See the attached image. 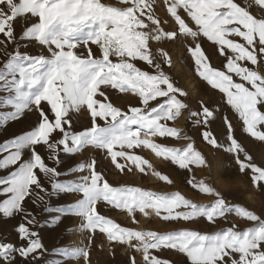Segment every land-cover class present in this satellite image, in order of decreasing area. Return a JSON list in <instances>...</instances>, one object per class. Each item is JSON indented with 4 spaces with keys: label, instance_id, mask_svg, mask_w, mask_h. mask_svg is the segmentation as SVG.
<instances>
[{
    "label": "rangeland",
    "instance_id": "1",
    "mask_svg": "<svg viewBox=\"0 0 264 264\" xmlns=\"http://www.w3.org/2000/svg\"><path fill=\"white\" fill-rule=\"evenodd\" d=\"M55 2L58 3L59 0ZM223 2L228 3L229 0H223ZM101 3L107 11H111L112 8L131 7V0H101ZM146 3L152 6L148 9V14L153 19L148 20L140 16V19L147 24V28L142 27L138 31L141 34H147L145 38L150 51L145 54L159 67L153 72L141 61L131 62L142 70L141 75L143 72L154 75L163 71L169 77L170 86L161 84L160 88L166 91L168 96H161L159 100H152L144 105L143 115H135L137 122L124 125L126 135L122 138L111 141L109 139L111 132H108L101 137L103 144L93 145H89L88 137L82 135L89 129L90 119L86 105L81 104L78 108L69 111L66 117L71 120L70 126L64 125L66 135L61 137L59 131L55 133L58 139L63 138L69 142L78 136L81 137L80 147L71 148L75 155H69L68 150L59 148L58 145V157L54 153L53 160L50 161L44 147L38 146V151L46 163L61 173L58 179L68 188L75 186L71 183L72 181L79 184L78 177L85 174L81 173L76 166L82 163L89 164L94 157L98 161V170L103 172L111 185L102 189L101 196L109 193L111 194L109 199L112 201L107 205L103 202L100 204V211L109 218L96 222L106 234L102 245L88 243L91 239L89 232L80 231V227L84 224L83 217L63 215L60 211L63 209L67 212L68 206L79 199L77 192L61 193L49 189V195L46 197L49 203L36 208L31 206L30 200L26 201L28 207H32V210L38 214L42 226L36 230L40 233L44 248L47 250L38 264L57 260H62L63 264H82L81 260L64 259L58 253L53 254L54 250L61 247L82 245L85 248H92L91 264H125L126 258L133 256L134 264H156L151 259V249L148 245L159 241L150 235L151 233H164L187 227L198 230L202 234H210L220 229H230L235 234L244 233L247 229L253 228L256 229L253 235H256L260 231V226L264 225V189H260L254 182L264 181V142H261L264 141V135L257 133L255 136L247 137L241 131V125L235 113L224 104L222 94L208 86L202 79L208 77L213 84L225 91L233 89L234 91L229 92L230 98L234 102L245 101L242 107L250 119L260 115L256 108L257 101L264 105V0H236L233 4L232 18L242 19L246 25V28H239L238 25L230 26L234 30L239 28V34L234 31L232 37L225 39L219 33L213 34L209 31L213 39L221 41L231 49V56L226 65L222 56L213 54V46L207 41L200 28L186 24L184 19L175 16V8L165 10L168 4L174 3V0H146ZM0 5H2L0 28L4 26V21L11 20V15L8 13L13 15L17 12L23 13L32 7L30 0H20L19 4L14 3L13 0H0ZM33 20L35 18H30L29 21L17 18L15 34H11L9 24V32L4 33L5 39H0V68L3 63L12 60L15 56H19V59L14 61L13 70L34 67L33 61L39 63L38 58H49L48 50L34 38L36 35L34 30L28 29L33 36L32 39H26L22 35ZM154 20H159L160 25L155 24ZM40 23L37 21V27ZM176 25H179L178 29ZM96 28L97 25H93L92 28L85 25L80 32L74 33L69 39L74 42L82 41L86 39L88 32H95ZM161 29L169 35H163ZM59 30L57 21L50 31ZM174 30L176 38L171 39V33ZM201 46L210 57L211 67L200 50ZM90 47L94 56H101L96 45L92 44ZM75 54L83 58L89 56L83 43L75 49ZM168 57L171 58V67H168ZM193 57L199 61L198 68H194ZM110 59L115 65L116 57L112 55ZM127 59V56L120 58L121 61ZM48 68L47 64L40 65L37 74L43 76ZM2 70L7 71V69ZM91 71L94 72L95 69ZM88 79L89 74L82 73L77 82L85 86ZM4 83L10 87L7 80ZM114 83L116 82L103 83L100 88L107 92L117 109L127 112L128 107L133 106L134 112L139 113L140 109L137 106H139L140 93L133 95L127 85H122L125 90L121 92V85L117 84L114 87ZM43 84L44 81L41 80L35 87L25 88L23 91H30L35 96L41 91ZM183 93H187V97ZM4 94L0 92V96ZM8 96L17 106L22 103L14 99L13 93H8ZM173 97L175 100L172 99ZM52 99L55 103V99ZM176 101L188 105L187 108L180 109L179 114ZM201 101L215 112V118L207 126L206 131L216 135L221 147L225 145L224 115H227L236 127V136L239 141L231 144L229 148L231 154L220 148H213L210 135L207 137V142L202 139L200 128L204 125L201 123L200 126H196L197 120L201 118L190 116V112L196 110ZM161 103H164V107H160ZM216 106L219 107V111H216ZM153 109L158 110L153 111ZM96 110L108 112L111 108L105 101ZM11 111L12 109L8 108L0 109V112L4 113ZM123 119L124 117L120 116L115 122L110 121L109 125L115 128L116 124ZM37 120L34 110L24 111L22 119L9 122L0 128V145L6 140L31 130L35 127ZM55 123H60L59 118ZM106 145H111L108 151L104 150ZM168 148L173 151H168ZM176 149L179 151H175ZM196 153L207 160V165L200 163ZM27 156L28 153L25 152L24 157L27 158ZM235 157L242 161L241 167L250 170L247 175L237 170ZM174 160L178 161L182 167H178ZM14 167L0 170V177L7 176ZM36 171L38 173V170ZM47 175L52 182L56 181V176L51 173ZM87 175L91 177L92 173L87 172ZM248 175H252L254 181H250ZM45 187L49 185L46 183ZM117 188L120 189L119 193L116 192ZM151 193H156L157 196L153 197ZM160 196L167 197V201L162 203ZM3 199L5 197L0 196V201ZM218 201L224 202L225 212L223 219L217 220L215 224H209L202 218L196 223L187 225L184 222L166 223L159 218L161 215L173 213L190 215L193 212L192 205H215ZM117 205L120 211L116 210ZM58 215H63L61 221L55 227L49 226L48 221ZM19 222V215L4 218L0 214V241L17 244L15 228ZM69 228H73V231L66 233V229ZM109 237L116 241L115 246L110 243ZM227 242L231 244L233 240L230 239ZM244 246L241 242V247ZM224 251L231 254L230 249H222L216 252V256L223 255ZM146 254L149 256L148 261L143 259ZM162 254L169 259L183 260L187 264L186 258L179 254L169 251ZM209 259L213 257L209 255ZM215 264H223V262L215 260Z\"/></svg>",
    "mask_w": 264,
    "mask_h": 264
},
{
    "label": "snow or ice",
    "instance_id": "2",
    "mask_svg": "<svg viewBox=\"0 0 264 264\" xmlns=\"http://www.w3.org/2000/svg\"><path fill=\"white\" fill-rule=\"evenodd\" d=\"M19 4L20 0H13ZM32 7L27 12H17L11 15L10 21H4V26L0 28V39H5V32H9V24L11 25V34L16 32L17 18L29 21L30 18H35L30 22L22 33L26 39H32L33 36L28 29L36 32L35 39L48 50L49 58H38L39 63L33 61L34 67L15 68L14 61L19 59L15 56L12 60L2 64L0 68V92H4L0 96V109H12L11 112H0V128H3L9 122L23 118L24 111L34 110L38 120L35 127L24 132L10 140H6L0 145V170L8 169L15 166L7 176L0 177V196L5 199L0 201V214L4 218H12L15 215L20 216V222L17 224L15 231L17 233L18 243L0 241V264H38V261L43 258L47 251L44 248L40 233L36 230L41 227V221L38 219V214L28 207L26 201L30 200L31 206L40 207L47 205L49 201L46 197L49 195V189L53 192H77L79 199L68 206V211L63 209L60 211L63 215H76L84 218V224L80 227V231H88L91 239L90 245H102L105 239L104 230L96 223L109 219L100 211V204H110L109 199L111 194L104 193L101 196L102 189L111 187L103 172L97 168L98 161L93 157L91 163L81 164L76 166L84 175L78 177L79 184L75 181L71 183L75 185L73 188H68L66 184L59 181V175L56 168L49 167L45 159L38 151V146H43L49 154L48 159L53 160V154L58 157L59 148L68 150L69 155L76 153L71 150L72 147L79 148L81 137L74 138L71 142L66 139H58L55 133L59 131L61 137L65 136L64 125H71V120L67 119L69 111L78 108L81 104L86 105L88 109L90 127L82 134L88 137L87 143L93 145L96 143L103 144L101 137L108 132H111L110 140L115 141L122 138L124 125L126 123H136L135 115H143L144 105L149 104L152 100H159L161 96H168L166 91L160 88L161 84L170 86L169 77L160 71L159 74L150 75L148 72H143L131 61L137 60L147 64L153 72L159 67L155 65L152 59L145 53L150 51L148 47L146 33H139L140 28H147L144 20L140 19L143 16L145 19L152 20L148 14V9L152 6L142 3V0H131L130 8H112L107 11L101 0H30ZM236 0H229L228 3L223 0H174L166 6V11L169 8H175V16L185 20L186 24L195 25L200 28L208 42L213 46V54H218L224 58L225 65L231 56V49L224 45L221 41H217L209 35V31L213 34L219 33L225 39L233 36L234 31L239 34V28H246L242 19H233V4ZM2 7V5H0ZM154 10V9H153ZM139 12V16H137ZM37 21H40V26L37 27ZM59 22V31H50L53 24ZM160 25L159 20L153 21ZM167 23V21H164ZM87 25L92 28L97 25L95 32H88L86 39L74 42L69 39L74 33L80 32ZM231 25H238L239 28L232 29ZM179 25H176V29ZM163 35L168 36L169 33L161 29ZM194 34V33H193ZM171 39L176 38V31L171 33ZM241 39L243 37L241 36ZM7 42V41H6ZM83 43L87 49L89 56L87 58L78 57L75 54V49ZM96 45L101 53L100 57L92 54L90 45ZM67 49V51H65ZM201 52L205 59L209 61L210 57L201 46ZM162 51V50H161ZM26 55V54H25ZM116 57V63L113 65L110 57ZM122 56H127L128 59L121 61ZM167 56V53H165ZM31 59V57H29ZM168 67H171L170 60ZM194 68L199 67V61L193 57ZM49 65L48 71L43 73V76L38 75L40 65ZM2 69H7L4 71ZM95 69V71H91ZM88 73L89 79L85 86H81L77 80L80 74ZM103 78V79H101ZM208 86L214 88L222 94L224 104L231 109L241 125V131L247 137L255 136L257 133L264 135V105L257 101L256 110L260 115L255 119H250L245 113L242 105L245 101L240 100L234 102L229 92L233 89H225L213 84L208 77L202 78ZM7 80L8 85H5ZM41 80L44 84L41 91L35 96L30 91L23 89H31L35 87ZM231 80V77H229ZM113 86L121 85L120 91L125 89L122 85H127L132 90L133 95L140 93L137 106L139 113L134 112L133 106H129L127 112L122 109H117L110 100L107 92L100 88L103 83H112ZM8 93L14 94V99L21 101L19 106L9 98ZM61 93H63L61 95ZM187 97V93H183ZM55 103H53V99ZM175 100V97L172 98ZM67 101V103H65ZM110 106L108 112H98L96 109L104 102ZM31 104V108H29ZM177 113L180 109L187 108V103L176 101ZM164 107V103L160 104ZM219 111V107H215ZM158 109H153L157 111ZM130 113L132 115H130ZM123 116L124 119L116 124L115 128L109 125V122H115ZM190 116L198 117L196 126L203 123L200 128L202 139L207 142V137H212V147L220 148L222 151L229 152V148L233 142H238L236 136V127L232 121L224 115V140L225 145L220 146L219 140L214 133L206 131L207 126L215 118V112L209 107L200 102V106L190 112ZM59 118L60 123L55 121ZM105 125H109L106 127ZM264 142V141H261ZM111 145L105 146V151H108ZM191 147V145H190ZM168 151L173 149L168 148ZM175 151H179L176 149ZM25 152L28 153L27 158L24 157ZM199 161L203 165H207V160L199 153H196ZM58 162V161H57ZM178 167L182 165L174 160ZM237 170L241 174L247 175L249 169L241 167L242 161L235 157ZM38 170V173L37 171ZM123 171V169H121ZM87 172H91L89 177ZM51 173L56 176V181L52 182L47 175ZM70 174V173H65ZM250 181H254L252 175H248ZM260 189H264V181H254ZM49 187H45V184ZM117 188L116 192L119 193ZM156 197V193H151ZM162 203L167 201V197L160 196ZM185 203H187L185 201ZM178 206V205H177ZM193 212L189 214L173 213L170 215H161L159 218L166 223L184 222V224L196 223L199 219L206 220L209 224H215L217 220L223 219L225 207L223 201H218L215 205H192ZM116 210L120 211L119 206ZM63 215H58L48 221V225L55 227L63 218ZM73 231V228L66 229L67 232ZM227 233V235H225ZM256 229H247L244 233L233 234L230 229H220L219 231L210 234H202L200 231L193 228L182 227L172 229L164 233H151L157 241L148 245L151 249V259L156 264H185L182 261L166 258L162 253L169 251L179 254L186 258L187 264H215V260H221L223 264H264V225L260 226L258 234ZM233 240L229 244L228 240ZM110 243L115 246L116 241L109 237ZM241 242L244 247H241ZM222 249H230L231 254L227 251L223 255L216 256L217 251ZM139 250V249H137ZM92 248L80 247H61L54 250L53 254H59L64 259L81 260L82 264H91ZM113 256L115 252L113 251ZM209 255L213 259H209ZM143 259L149 260L146 254ZM135 257L126 258L125 264H134ZM47 264H63L62 260L49 261Z\"/></svg>",
    "mask_w": 264,
    "mask_h": 264
}]
</instances>
